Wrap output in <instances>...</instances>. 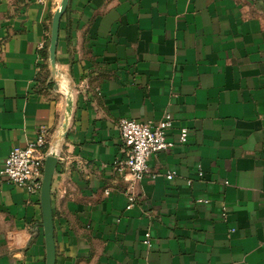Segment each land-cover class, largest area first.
<instances>
[{
	"label": "crops",
	"instance_id": "1",
	"mask_svg": "<svg viewBox=\"0 0 264 264\" xmlns=\"http://www.w3.org/2000/svg\"><path fill=\"white\" fill-rule=\"evenodd\" d=\"M60 2L0 0V170L46 130L54 264H264V0H68L53 76ZM164 113L187 142L126 210L118 121ZM0 264H46L40 193L2 179Z\"/></svg>",
	"mask_w": 264,
	"mask_h": 264
},
{
	"label": "built area",
	"instance_id": "2",
	"mask_svg": "<svg viewBox=\"0 0 264 264\" xmlns=\"http://www.w3.org/2000/svg\"><path fill=\"white\" fill-rule=\"evenodd\" d=\"M171 124V116L167 113H164L162 118L154 123H141L127 118L118 121L119 136L127 153L124 159L113 162V168L120 174L127 172L131 180V186L126 194V210L131 209L135 203L134 185L140 183L144 178L147 172L148 159L152 155L187 142L188 130L186 128L179 130V137L176 142L168 139L167 131ZM49 152L47 132L46 130H39L35 138L25 147L10 150L3 161L0 179L14 186L25 188L29 193L39 192L41 169L44 157ZM201 175L199 172L198 176ZM174 176V171H167L164 177L171 180ZM199 202L203 201L198 200ZM148 239L146 237L143 240L145 245L149 244Z\"/></svg>",
	"mask_w": 264,
	"mask_h": 264
},
{
	"label": "water",
	"instance_id": "3",
	"mask_svg": "<svg viewBox=\"0 0 264 264\" xmlns=\"http://www.w3.org/2000/svg\"><path fill=\"white\" fill-rule=\"evenodd\" d=\"M68 4V0H61L57 10L55 11L49 35V43L47 48L49 66L52 75L54 74L55 67V46L58 33L59 19L64 13ZM54 76V75H53ZM71 111V100L70 97L66 96V107H65V122L63 129H66V121ZM57 161L56 154L49 152L45 156L43 164L42 177L40 179V205L42 209V227L44 231L45 245H46V264H54L55 248L53 241V223H52V211L50 205V183L54 167Z\"/></svg>",
	"mask_w": 264,
	"mask_h": 264
}]
</instances>
